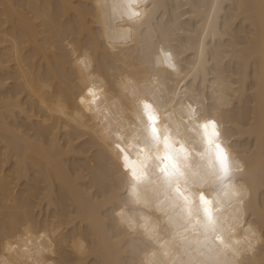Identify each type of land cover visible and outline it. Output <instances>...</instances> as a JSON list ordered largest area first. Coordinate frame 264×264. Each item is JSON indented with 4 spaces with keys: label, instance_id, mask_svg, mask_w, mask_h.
Returning a JSON list of instances; mask_svg holds the SVG:
<instances>
[{
    "label": "bare ground",
    "instance_id": "bare-ground-1",
    "mask_svg": "<svg viewBox=\"0 0 264 264\" xmlns=\"http://www.w3.org/2000/svg\"><path fill=\"white\" fill-rule=\"evenodd\" d=\"M137 10L129 19L127 0H0V264H264V0H141ZM144 99L193 171L211 173L214 161L196 115L217 120L243 168V201L211 176L196 187L230 250L209 252L172 209L156 151L145 161ZM116 138L152 174L146 204L129 202Z\"/></svg>",
    "mask_w": 264,
    "mask_h": 264
},
{
    "label": "snow or ice",
    "instance_id": "snow-or-ice-1",
    "mask_svg": "<svg viewBox=\"0 0 264 264\" xmlns=\"http://www.w3.org/2000/svg\"><path fill=\"white\" fill-rule=\"evenodd\" d=\"M127 3L129 7V19H138L141 13L137 9L141 0H127ZM158 56L167 68L179 71L170 51L161 47ZM78 63L84 64V60L81 59ZM87 93L92 97L96 95L92 88H89ZM81 103H84V97H81ZM141 105L150 128V134L144 137L145 148L149 149V154L145 156V161L150 158L151 150H155L157 155L154 158L153 166L154 169L159 170L160 187L165 191L172 209L176 211L177 216L185 225H192L194 228L197 225L199 226L204 237L201 243H203L209 252L214 250V246L217 255H219L221 250H230L231 245L220 234L223 226L215 213L213 200L208 198L206 189L196 187L211 176L215 179L218 186L227 185L231 187L232 194L238 197L240 202L243 201L245 194L243 185L237 179L238 174L242 173L243 168L230 157L226 145L220 142V130L217 120L204 114L196 115L197 120L204 121L201 125L204 139L214 152L212 172L201 173L192 170L191 165L188 163V157L184 154L185 149L183 145L177 149L175 142L171 140L170 134L165 129L159 127L158 116L152 103L144 99L141 101ZM125 143L126 141L121 138L112 140L116 159L124 169L125 175L130 176L131 191L129 193V202L133 204H146L147 201L142 200L141 190L143 189L146 192L148 187L153 185L152 174L146 163H141L139 167L136 164L129 163L131 157L123 146ZM161 146L163 147L162 155L159 154ZM140 151L143 152L144 149ZM182 154L184 155L182 156ZM192 189H195V191L191 192ZM124 211L125 209L122 208L117 215L123 216ZM128 211L134 213L135 210L130 208ZM193 220H195V225H193ZM127 223L130 228L137 227L131 216L128 217ZM139 226L144 228L145 233L149 235L150 239L155 238L151 235V230L146 224ZM5 244L10 249L11 246L7 241H5ZM234 255L239 254L234 252ZM200 264H209V262L201 261ZM211 264H224V262L216 259Z\"/></svg>",
    "mask_w": 264,
    "mask_h": 264
}]
</instances>
